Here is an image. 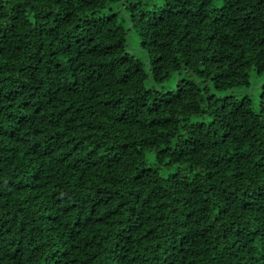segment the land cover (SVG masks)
<instances>
[{
  "label": "trees",
  "instance_id": "trees-1",
  "mask_svg": "<svg viewBox=\"0 0 264 264\" xmlns=\"http://www.w3.org/2000/svg\"><path fill=\"white\" fill-rule=\"evenodd\" d=\"M0 264H264V0H0Z\"/></svg>",
  "mask_w": 264,
  "mask_h": 264
},
{
  "label": "rangeland",
  "instance_id": "rangeland-1",
  "mask_svg": "<svg viewBox=\"0 0 264 264\" xmlns=\"http://www.w3.org/2000/svg\"><path fill=\"white\" fill-rule=\"evenodd\" d=\"M174 80H175V77H172V78L170 79V84H173Z\"/></svg>",
  "mask_w": 264,
  "mask_h": 264
}]
</instances>
